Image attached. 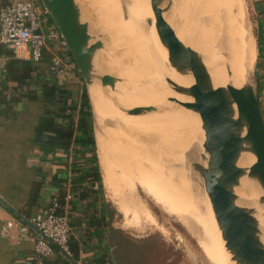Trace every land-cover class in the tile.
Here are the masks:
<instances>
[{
	"label": "bare ground",
	"instance_id": "obj_1",
	"mask_svg": "<svg viewBox=\"0 0 264 264\" xmlns=\"http://www.w3.org/2000/svg\"><path fill=\"white\" fill-rule=\"evenodd\" d=\"M121 1L122 9L129 6L132 12L135 10L133 15L124 11V20L137 21L136 16H140L146 20L152 33L153 40L149 41L145 36L141 42L142 52L132 53L134 63L139 59L145 60V57H148V60L155 57L156 62H153V67L142 73L133 67L132 85L130 79L121 76L128 80V88L124 93L117 89L118 93L110 96L108 106L104 105L105 102L99 94L100 86L89 87L97 157L103 181L111 186L116 167L120 171H126L132 166L129 161L131 159L136 161L142 171L140 186L146 190L153 202L159 204L168 214L174 215L183 230L199 243L207 263L236 264L228 240L219 229L205 193L203 177L199 174L200 189H197L195 184H191V181L193 183L191 174L170 163L174 160L180 163L184 158L195 159L193 157L195 150L191 152L194 148L192 150L189 148L191 145L195 147L194 129H197L200 136L202 135L198 115L185 111L171 100L179 103L192 101L175 93L169 83L187 88L193 84L192 77L180 75L169 67L167 51L162 49L156 37L150 0ZM201 1L173 0V8L163 17L178 40L200 55L208 73L209 88L230 103L233 99V87L247 88L246 92L252 87L251 65L254 53L252 41L241 14L237 17L231 15L228 9L222 6L221 0ZM154 39L158 44L153 43ZM152 44L155 48H152ZM120 68L122 69V66ZM142 107H158L160 111L145 113L141 110ZM126 108L138 110L140 116H126L122 112ZM152 116L157 118L166 139L153 138L145 130L143 122ZM176 138L181 139L182 145ZM174 140L177 143H172ZM171 144L176 146V153L172 151L173 156L167 153V150H171ZM129 149L127 166L122 160V154ZM115 162L118 163L116 167ZM254 162L255 158L252 155L243 153L237 165L242 169H248ZM235 194L238 205L253 211L264 245V206L258 202V187L252 180L243 177L235 189ZM124 211H127L126 207Z\"/></svg>",
	"mask_w": 264,
	"mask_h": 264
},
{
	"label": "crops",
	"instance_id": "obj_2",
	"mask_svg": "<svg viewBox=\"0 0 264 264\" xmlns=\"http://www.w3.org/2000/svg\"><path fill=\"white\" fill-rule=\"evenodd\" d=\"M246 1L256 23V97L264 119V0ZM3 2L0 0V5ZM50 59L49 51L44 52L36 65L23 50L15 57L13 54L0 56V229L2 223H18L28 218L24 216L26 212L30 215L44 212L53 195H62L71 239L79 245L77 264H116L114 251L121 248L122 238L118 229L107 225L101 193H89L84 199L80 198L89 188V149L78 143L76 147L65 148L57 141L35 142V128L44 113L41 87L45 83L58 85L48 72ZM23 62L29 64L30 77L18 85L12 82L8 71L11 63L20 69ZM60 84L69 92L74 105H79L75 111L79 118L83 113L79 100L83 85L79 77L69 75ZM74 137L84 142L87 135L77 132ZM31 201L32 208L29 207ZM0 264L61 263L55 257L36 255L34 240H21L17 232L12 231L8 238L1 237L0 232Z\"/></svg>",
	"mask_w": 264,
	"mask_h": 264
},
{
	"label": "water",
	"instance_id": "obj_3",
	"mask_svg": "<svg viewBox=\"0 0 264 264\" xmlns=\"http://www.w3.org/2000/svg\"><path fill=\"white\" fill-rule=\"evenodd\" d=\"M39 1L65 42L86 93L89 87L98 84L104 92L118 93L117 86L124 81L97 69L96 62L105 51L103 35L99 29H92L79 1ZM150 7L158 38L167 51L169 67L193 80L187 88L169 82L175 93L190 98L191 102L171 100L200 119L202 135L199 136L206 160L200 175L219 229L228 240L236 264H264V245L254 213L238 205L235 194L240 180L247 177L262 189L258 202L264 206V119L254 89L251 87L246 92L247 88L233 87L232 101L222 99L209 88L208 73L200 55L178 40L163 17L173 8V0H150ZM141 110L154 113L160 108L142 107ZM122 112L127 116H140L136 109ZM35 142L55 143L44 133H37ZM243 153L255 158L248 169L237 165Z\"/></svg>",
	"mask_w": 264,
	"mask_h": 264
},
{
	"label": "rangeland",
	"instance_id": "obj_4",
	"mask_svg": "<svg viewBox=\"0 0 264 264\" xmlns=\"http://www.w3.org/2000/svg\"><path fill=\"white\" fill-rule=\"evenodd\" d=\"M78 1L82 7L84 17L91 23L92 29H99L103 35L105 51L98 58L96 67L101 73L122 79L124 84L118 85L117 89L122 90L124 93L128 88V80L126 81V79L121 76L130 79V85H132L133 73H131V70L133 67H135L139 73H142L150 67H153V62H156L154 61L155 57L148 60V57L144 56L145 60L139 59L136 63H134L135 61L132 59V53L135 54V52H142L143 44L141 42L144 41L145 36L148 37L147 39L149 41L153 40L151 29L146 24V20L140 16H136L137 21L124 20V11L133 15L135 10L132 12V9L129 6L124 7L123 10L121 0ZM201 2H205V0H202ZM221 2L222 6L226 7L231 15L237 17L238 14H241L244 19V25L248 36L252 41L254 50L251 65L252 87L255 94H257V45L254 16L250 12L246 0H221ZM146 16L149 19L148 15ZM138 24L140 25L138 26ZM123 34H126V36H123ZM156 37L158 42H160L157 31ZM155 41H153L154 44L157 43V41ZM154 44H152V48H155ZM137 46L139 48H137ZM162 49L166 50L163 46ZM118 65V68L122 66V69L120 68L118 70L116 67ZM76 76L79 77V83L82 86L84 83L80 81V76ZM87 93L90 99L88 104L91 108V94L89 88ZM99 94L102 96L105 106L109 105L108 100L110 101V96L114 95V93L109 91H102L101 88ZM89 99H87V101ZM128 110L129 108L125 109V111ZM89 115L91 135L94 136V119L91 109ZM143 126L153 138H162V140L167 138L165 137V133H162L157 118L152 116L150 119H146L143 122ZM194 130L196 131V133H194L195 147L191 145L189 148L190 150L194 148L191 152L195 150L193 156L195 159L191 160V158H184L185 161L182 159L180 163H177L173 159L175 163H170L182 168L187 174H191L193 178V183L191 181V184H195L196 188L200 189L198 184L200 183L199 174L200 170H203V168L206 167V160L199 133H197V129ZM177 140V142L182 145L181 139L178 138ZM173 142L175 144L176 140L172 141V143ZM175 147L176 146L171 144V150H167V153L170 156H173V152L176 153ZM159 149L161 150V148ZM93 152L94 153L91 151L89 157L95 155L97 163H99L96 146H94ZM128 154H130V149L127 152L124 151L122 154V160H124L126 164ZM129 162L132 166L128 167L126 171L118 170L116 167L118 166V163L115 162L116 171L111 186L103 181V174L100 165L97 167V171L103 184L101 189V202L103 203V208L107 214V225L118 229L117 232L121 235L120 238H122V243L125 242L127 245V248L123 251L124 253L121 251V248H118L119 250L116 249V252L114 251L115 258H118L121 264H208L207 258L199 248V243L183 230L174 215L168 214L161 206H159V204L153 202L146 190L140 186L139 181L142 176V171L139 169L136 161L131 159ZM186 162H188V164ZM189 167L192 169H188ZM121 178H125L126 180ZM255 184L259 189V196L257 197L259 200L263 195V192L256 182ZM124 207L127 208V211H124ZM110 243L113 245L111 238Z\"/></svg>",
	"mask_w": 264,
	"mask_h": 264
},
{
	"label": "built area",
	"instance_id": "obj_5",
	"mask_svg": "<svg viewBox=\"0 0 264 264\" xmlns=\"http://www.w3.org/2000/svg\"><path fill=\"white\" fill-rule=\"evenodd\" d=\"M39 2L4 0L0 5V47L11 50L14 57L20 50L26 51L28 60L35 65L42 59L44 52L49 51L51 59L48 72L60 84L69 75H80L65 42L47 11L40 8ZM58 197L53 195L46 210L26 218V222L21 219L18 223H2L1 237L8 238L12 231H16L21 240H34L36 255L56 257L52 249V246H56L58 255L69 259L71 229L65 206ZM68 259L65 264H73Z\"/></svg>",
	"mask_w": 264,
	"mask_h": 264
},
{
	"label": "trees",
	"instance_id": "obj_6",
	"mask_svg": "<svg viewBox=\"0 0 264 264\" xmlns=\"http://www.w3.org/2000/svg\"><path fill=\"white\" fill-rule=\"evenodd\" d=\"M12 52L9 49H1L0 48V56H12ZM14 62V61H13ZM11 63L9 68V74L10 79L12 82L17 83L18 85H21L23 83V80L29 79V64L26 62L22 63V68L17 69L12 65ZM81 95L79 96V100L81 101V113L80 117L78 118L75 114L76 108L79 105H74L72 99L70 98L69 92L63 88L61 84L56 85L55 83H45L41 87L42 91V99L41 102L44 106V113L43 115L38 119L35 131L36 133H44L48 134L50 139L57 141L60 145L63 147L70 148L72 145L76 147L77 143L81 146L84 145L89 149V153H94L93 149L95 146L94 136L91 135V126L89 125V113H90V106L88 104L89 100L87 101L86 91L84 88V85L82 87ZM35 101L36 99H33ZM84 110V111H83ZM76 118L78 120L76 121ZM80 134H86L88 135L87 138L82 141H77L75 139V133ZM90 134V135H89ZM75 152H78L77 149H75ZM89 163H90V172L87 177H90L88 183L89 188L86 190L85 193H81L80 198L84 199L85 196H87L89 193H99L102 189V180L98 173V163L97 158L95 155H92V157H89ZM60 203L63 205L64 200L63 196L60 195L59 197ZM35 198L32 199L34 202ZM30 204V208L34 206L32 203ZM33 215V214H32ZM28 212L24 216L30 217L32 216ZM69 251L71 253V257L68 259L67 257H61L58 255V248L56 246H52V249L55 253V258L61 263L65 264L68 259L73 264H76L78 261L79 256V245L78 243L70 239L69 241ZM127 248V245L125 242L122 243L121 251L123 252ZM130 251V250H129ZM124 253V252H123ZM122 257V256H121ZM116 264H121L120 260L116 258L115 260Z\"/></svg>",
	"mask_w": 264,
	"mask_h": 264
}]
</instances>
